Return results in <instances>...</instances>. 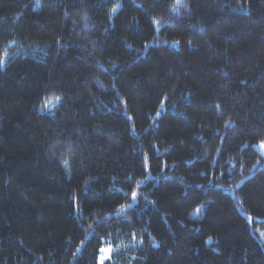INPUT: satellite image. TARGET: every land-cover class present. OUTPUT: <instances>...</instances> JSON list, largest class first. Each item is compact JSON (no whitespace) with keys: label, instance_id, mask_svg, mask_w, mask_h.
<instances>
[{"label":"trees","instance_id":"trees-1","mask_svg":"<svg viewBox=\"0 0 264 264\" xmlns=\"http://www.w3.org/2000/svg\"><path fill=\"white\" fill-rule=\"evenodd\" d=\"M174 3L0 0V264H264V0Z\"/></svg>","mask_w":264,"mask_h":264},{"label":"snow or ice","instance_id":"snow-or-ice-1","mask_svg":"<svg viewBox=\"0 0 264 264\" xmlns=\"http://www.w3.org/2000/svg\"><path fill=\"white\" fill-rule=\"evenodd\" d=\"M181 5H182V0H175V3L173 5V7H172V11L176 12ZM113 10H115V9H113ZM153 22L158 24V25L160 24V21L156 20V19H154ZM0 63H2V61H0ZM45 107H47V105H45ZM259 147L264 149V141L260 142ZM65 165H67V162H65ZM132 195H133V198H135L137 194H136V192H133ZM121 210H123V209H121ZM104 251H105L104 249H101V252H104ZM109 251H110V249H109ZM102 259H103V257H102Z\"/></svg>","mask_w":264,"mask_h":264},{"label":"rangeland","instance_id":"rangeland-1","mask_svg":"<svg viewBox=\"0 0 264 264\" xmlns=\"http://www.w3.org/2000/svg\"><path fill=\"white\" fill-rule=\"evenodd\" d=\"M51 108V107H50ZM262 149V148H261ZM105 257V256H104Z\"/></svg>","mask_w":264,"mask_h":264}]
</instances>
